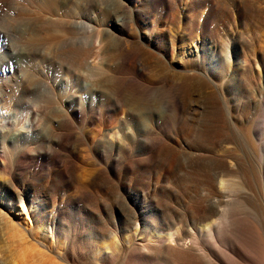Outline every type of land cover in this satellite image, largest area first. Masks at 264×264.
Here are the masks:
<instances>
[{"label": "rangeland", "instance_id": "1", "mask_svg": "<svg viewBox=\"0 0 264 264\" xmlns=\"http://www.w3.org/2000/svg\"><path fill=\"white\" fill-rule=\"evenodd\" d=\"M123 1L127 9L117 2L115 14L110 15L84 7L77 0H0V55L6 58L0 63L13 68L0 73V91L17 96L31 73L44 70L63 88L69 86L82 96H93L91 101L75 106L81 117H70L69 125L44 122L42 128L52 137L56 132L72 135L68 152L60 153L69 164L65 182L57 174L45 185L34 183L31 192L45 205L62 195L67 198L56 226L72 234L68 247L87 255L102 242L110 241L104 236L94 237L98 233L109 234L115 226L118 228L135 216H162L172 210L194 207L193 195L216 191L220 179L227 187L224 192L229 190L224 193L229 197V208L236 212V207L249 221L263 224L260 213L264 211V78L257 76L256 69L235 71L226 78L213 72V66L222 63L225 38L229 40L231 27L222 22L232 1ZM250 5L261 16L259 34L264 40V0ZM65 13L72 16L75 25L68 29L69 34L51 26H46L45 34L41 33L43 24L62 22ZM116 20L122 25L121 30L110 24ZM215 26L217 34L213 32ZM200 28L204 49L186 62L176 53L193 49L199 41ZM102 29L110 31L104 33ZM245 38L233 40L235 51L255 43L253 35ZM259 44L258 47L263 45ZM10 45L24 52L15 51ZM25 71L32 72L28 75ZM91 88H96L97 93ZM50 95H27L24 100L30 108L12 105L7 110L0 102V116L16 120L24 127L29 109L40 117L58 115L60 100ZM102 136L109 138L112 145L96 144ZM109 158L118 163L111 170L106 168ZM3 159L0 157L2 162H8ZM46 166L41 167L43 171L51 168ZM96 172L102 176L99 183L94 181ZM155 180L159 182L157 191L144 189L145 183ZM0 214V264H48L50 258L59 262L54 253L40 244L45 242L39 237L44 223L33 220V213ZM6 225L8 228H3Z\"/></svg>", "mask_w": 264, "mask_h": 264}, {"label": "bare ground", "instance_id": "2", "mask_svg": "<svg viewBox=\"0 0 264 264\" xmlns=\"http://www.w3.org/2000/svg\"><path fill=\"white\" fill-rule=\"evenodd\" d=\"M77 1L82 3L84 7L86 6L90 9H94L98 11V13L106 12L110 15L115 14V7L118 5L117 2H119L120 5L124 9H127V6H126L127 4L123 0H77ZM126 1L131 2L132 4L138 3V0H126ZM231 1H232L231 10L229 11L227 18L226 19L224 18L225 21L223 20L222 22V25L226 23V24H229L231 27L229 40L225 38L226 41L223 47H221L225 51L224 56L222 55L223 56L222 63L216 64L215 66H213V69H214L213 72L214 71L215 72L217 71L218 73L220 72V74H223V78H226L229 74L235 71L251 72L253 70L255 71L256 69L257 76L264 78V40L261 39V36L259 34L261 26L258 25V23L260 22V21L258 22V18L261 16L259 12L255 10V7H253L254 5H250V2L252 3H254V1L259 2V0H231ZM165 2L166 0H155V3L164 4ZM213 3H214V0H213ZM63 17H64V20L62 22H57V23L47 22L43 24L42 26L44 28L41 31V33L45 34L46 26H51L55 29H59L60 32L64 30L68 31L69 28L71 29L75 28V25L72 20V16L65 13ZM110 24L116 30H121L122 25L119 24L117 20L114 22L110 21ZM217 29H218L217 26H215L213 29V32H215L216 34H217ZM102 31L104 33H108L110 30L102 29ZM98 33H101V32H98ZM67 34H69V31ZM250 35L254 36L255 43L253 45L251 46H249L250 44L248 46L243 45L242 47H239L237 51L233 49L234 48L233 40L236 37H240L241 39H244L245 38L244 36L250 37ZM98 37H99V34L94 36V39L97 40ZM247 37L245 39H247ZM249 43H250V40H249ZM259 43H262L263 45L258 47L257 45H260ZM102 45L103 44H101L100 46ZM10 47L12 49H15V51H19L20 53L24 52L23 49L20 47L11 46V45ZM203 49H204L203 31L200 28L199 29V41L196 42L193 49L183 51V52H177L176 55H179L183 60L188 62V60L192 56L198 55L199 53L203 51ZM96 52L94 50L93 54L94 53L96 54ZM0 59H1L0 61H6L5 60L6 58H4L3 55H0ZM11 69L13 68L8 65L4 66L0 63V73H3L5 71L6 72L12 71ZM18 69L20 70V67ZM95 70L96 68L94 69V71ZM43 71L44 70H42V72H39L38 74L37 73L32 74L31 73L32 71L31 72L28 71L29 73H31V75L28 76L27 81L24 83L22 87V92L17 96L16 95L9 96L3 93L2 91H0V102H3L1 107H4V109H7V110L12 105L21 106V107L25 105L27 108H30L29 105L25 102L24 97H26L27 95H31L34 92L35 93L41 92L43 94L45 93L48 96H52L50 94H53L54 96L59 98L60 104H61L60 108H58L60 109L61 112L58 115H49V116L43 115L42 117H40V115L37 114L34 110L31 111L29 109L25 115L27 125L24 127H20L16 123V120L14 122V120H12L9 117L0 116V157L4 158L5 160L6 159L8 160V162H5V161L2 162V160H0V171L3 174L2 178H4V179H0V212H2V214L4 215L7 213L10 214V213H15V212L20 213V214L31 212L33 213L32 215L33 220L35 221L41 220L44 223V227L42 228L43 230L41 234L39 235V237L43 238L45 242L44 243L41 242L40 244L43 247H45L48 252L54 253L56 255V259L59 261L57 262L53 258L52 259L50 258L49 260H47L48 264H116V262H118V259H120L121 256L122 258H121V261H119V264H264V253H263L264 245L262 243V235L264 236V223L263 224L259 223V225L255 224L249 221L247 217H243L241 215L242 212L240 210H239L240 213L237 212L238 208L234 207L236 209V212L234 211V209L233 210L230 209L232 207L229 208V205H230V200L228 199L229 197H227L224 194L225 192L227 194L229 190L224 192L223 188L225 187L223 185L222 179H220V182H218L219 184H218L217 190L215 189L216 191L210 190L208 192L198 193V194L193 195L192 199L194 203L196 202V205L194 207H188L187 209H184V210L183 209L182 210H172L169 213H166L165 215H162V216H156L153 213L146 214L145 216H142V217L135 216L128 223L118 228L115 226L114 229H111L109 234L98 233L94 237L102 238V236H104L108 238L110 241H108V243L102 242L101 245H98L97 247H95V249L91 251L88 255L80 253L77 249L71 248L70 246L68 247L67 241H68V238L72 234L70 232H64L62 230H59V228H57L56 226L57 218L67 204V198L64 195H62L58 198L52 199L48 203V205H45L38 198L35 197L33 192H31V187L33 186L34 183H39V184L41 183L45 185L49 183L48 181L52 176L57 175V174L60 175L62 182H65L66 180L65 173L68 168L67 164H69L68 163L69 161H67L66 159H63L60 153L68 152L69 141L72 138V135L69 132H56L55 136L52 137L51 136L52 134H50L48 131H44V128H42V126L44 125V122L49 120L50 124L56 123L58 125L60 122H63V125H69L70 120H71L70 117H73V118L75 117L76 119H80L81 117L80 112L75 108V106L76 105L79 106L84 101H87V102L91 101L93 99V96L92 94H87L86 96H82L81 94H78L77 92L72 91L71 90L72 88L69 86H66L63 88V86L58 84L56 80L50 79L49 77L50 75H48V73H45ZM22 72L23 71H21L20 74ZM25 72L23 73V75L24 74L26 75V73L28 74V72L26 73ZM35 72L36 71H34V73ZM92 90L93 92L97 93L96 88ZM83 93L85 94V92ZM261 95H262V92H261ZM261 95L260 97H262ZM261 99L262 98H260V100ZM166 105H168V103ZM169 109H171V107ZM167 116L169 115L167 114ZM174 133H176V131H174ZM225 134L224 136H226ZM105 135L106 134H104V136ZM165 137L168 140H171L169 136L165 135ZM104 143L108 145H112V142L110 141V139L109 138L103 139V136H102V139L100 138L96 142V144L98 145H103ZM209 143H211V141ZM189 155L186 157H189ZM196 155L198 156V154ZM201 155L202 154H200L199 156ZM23 160L25 162L27 161L28 163L23 164L22 163ZM228 162L229 161H227V163ZM117 164L118 163L116 162L114 158H109L106 168L108 170H111ZM230 164L232 163L230 162ZM45 165H48L51 168L46 166L49 169L47 170L45 169V171H43L41 167L44 168ZM230 166L232 165H229V167ZM220 176H223V175L220 174ZM101 177L102 176L99 174V172H96V174H94L95 183H99L101 180ZM167 180L168 179H166V181ZM158 183H159L158 181L156 182L148 181L147 183H145L144 189L151 191V192H155L159 189ZM104 185L105 184H103V186ZM52 189H54V187ZM233 193L235 194V192ZM228 196L230 195L228 194ZM162 206H164L163 208L166 207L165 205H162ZM110 209L111 211L113 210L112 208ZM96 210H98L97 207H96ZM106 214H107V211H106ZM111 216H112V213H111ZM4 217L3 219H5ZM140 218H142V223H139ZM254 220H257L256 217ZM260 221L264 222V211L260 213ZM5 223H8V222L5 221ZM6 227L7 225L3 228H6ZM0 230L2 231V228ZM3 233L4 232H2V234ZM246 235L248 236V240H246ZM60 236L63 239L60 240L59 238ZM36 241L39 242V240H36ZM64 242L66 243V245ZM41 255H44V253ZM41 258H44V257H41Z\"/></svg>", "mask_w": 264, "mask_h": 264}]
</instances>
